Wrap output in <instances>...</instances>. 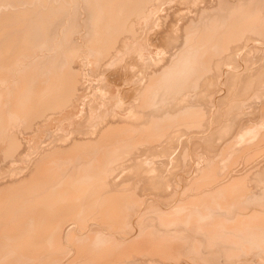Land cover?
<instances>
[{"label": "bare ground", "instance_id": "1", "mask_svg": "<svg viewBox=\"0 0 264 264\" xmlns=\"http://www.w3.org/2000/svg\"><path fill=\"white\" fill-rule=\"evenodd\" d=\"M0 264H264V0H0Z\"/></svg>", "mask_w": 264, "mask_h": 264}]
</instances>
